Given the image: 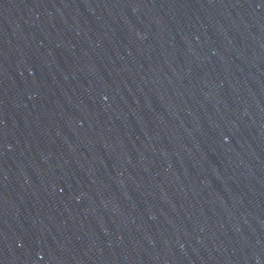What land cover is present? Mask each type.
<instances>
[{"label":"water","instance_id":"obj_1","mask_svg":"<svg viewBox=\"0 0 264 264\" xmlns=\"http://www.w3.org/2000/svg\"><path fill=\"white\" fill-rule=\"evenodd\" d=\"M0 264H264V0H0Z\"/></svg>","mask_w":264,"mask_h":264}]
</instances>
